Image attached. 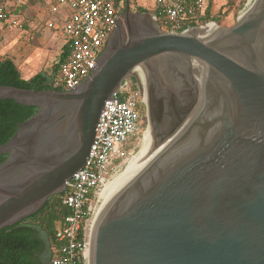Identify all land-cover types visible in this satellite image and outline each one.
<instances>
[{"label":"water","instance_id":"1","mask_svg":"<svg viewBox=\"0 0 264 264\" xmlns=\"http://www.w3.org/2000/svg\"><path fill=\"white\" fill-rule=\"evenodd\" d=\"M193 31L165 32L128 4L80 86L0 85V100L40 108L0 145V230L65 190L141 66L156 124L97 193L87 264H264V0H246L232 27Z\"/></svg>","mask_w":264,"mask_h":264},{"label":"built area","instance_id":"2","mask_svg":"<svg viewBox=\"0 0 264 264\" xmlns=\"http://www.w3.org/2000/svg\"><path fill=\"white\" fill-rule=\"evenodd\" d=\"M28 0H0V40L8 30H22L25 23L16 7ZM53 13H61L59 24L48 23L66 38L67 53L52 84L71 90L80 86L97 67L98 60L122 13V0H43ZM208 0H156L152 15L161 30L190 32L207 26L197 20L205 15ZM196 22V23H195ZM113 93L101 113L86 164L66 181L63 204L68 214L57 229V246L51 264H87L88 216L98 191L118 167L134 156L140 136L149 127L142 118L147 104L146 74L134 69ZM147 124V125H146ZM146 127V128H147Z\"/></svg>","mask_w":264,"mask_h":264},{"label":"trees","instance_id":"3","mask_svg":"<svg viewBox=\"0 0 264 264\" xmlns=\"http://www.w3.org/2000/svg\"><path fill=\"white\" fill-rule=\"evenodd\" d=\"M138 11L152 13L154 10L140 6ZM221 16L222 10L219 15L215 14L209 4L206 14L197 21L205 24L213 20L219 24ZM66 53L67 46H64L60 59L54 66L55 70H58ZM52 81V74L46 71H40L28 79L23 78L14 59L0 55V85L36 90H65L63 86L54 87ZM39 109V106L24 105L13 99L0 100V145L8 142L20 123L30 119ZM7 157V153L0 154V163ZM63 194L52 195L37 212L0 230V264H51L53 249L57 246L58 226L68 214V208L63 204Z\"/></svg>","mask_w":264,"mask_h":264},{"label":"rangeland","instance_id":"4","mask_svg":"<svg viewBox=\"0 0 264 264\" xmlns=\"http://www.w3.org/2000/svg\"><path fill=\"white\" fill-rule=\"evenodd\" d=\"M208 1L212 5L213 13L219 15V11L222 10L223 16L220 17L221 22L218 25L232 27L237 23L240 9L246 0ZM155 4L156 0H130L129 3L133 11H138L140 6L152 9ZM45 8L39 13L38 20L29 21L25 29L16 32L8 30L4 38L0 40V55L13 58L22 77L26 79L43 70L51 74L60 59L63 45L66 43V38L62 34H56V28L48 26L51 20H55L59 24L62 14L51 12L50 3ZM21 19L25 20L26 18L21 17ZM144 122L148 123L147 118ZM146 127L145 130L148 131L149 127ZM145 140L146 135L140 136V144L135 155Z\"/></svg>","mask_w":264,"mask_h":264},{"label":"crops","instance_id":"5","mask_svg":"<svg viewBox=\"0 0 264 264\" xmlns=\"http://www.w3.org/2000/svg\"><path fill=\"white\" fill-rule=\"evenodd\" d=\"M49 2H44L43 0H36L34 2H31L30 0L24 2V3H21L19 4L17 7H16V12L18 14H20V17H23V18H26L25 20H23V22L25 23V28L28 26L27 23L29 21H35V20H38V15L40 12H42L43 10H45L47 4ZM35 11V12H34ZM34 12V13H33ZM52 21V20H51ZM24 28V29H25ZM18 31V30H16ZM15 31V32H16ZM57 33H60L57 31L56 29V34ZM4 38V37H3ZM2 38V39H3ZM66 46V43L63 45V47ZM62 51H63V48H62ZM62 53V52H61ZM44 71V70H43ZM40 72V71H39ZM47 72V71H46ZM57 72V70L54 69L53 72H51L52 76L54 77L55 76V73ZM50 74V73H49ZM35 75V74H34ZM28 79V78H27Z\"/></svg>","mask_w":264,"mask_h":264},{"label":"bare ground","instance_id":"6","mask_svg":"<svg viewBox=\"0 0 264 264\" xmlns=\"http://www.w3.org/2000/svg\"><path fill=\"white\" fill-rule=\"evenodd\" d=\"M209 25H216V26H219L218 24H214V23H210V24H208L207 26H209ZM207 26H204V27L198 28V29L194 30L193 32L195 33V32H197V31H199V30H201V29H203V28H205V27H207ZM220 27H222V26H220ZM155 124H156V122L153 123V124H151V125L149 126V129H148V131L146 132V139H147V137L150 135V133L152 132V130L154 129ZM133 158H134V157H133ZM133 158H132V159H133Z\"/></svg>","mask_w":264,"mask_h":264},{"label":"flooded vegetation","instance_id":"7","mask_svg":"<svg viewBox=\"0 0 264 264\" xmlns=\"http://www.w3.org/2000/svg\"><path fill=\"white\" fill-rule=\"evenodd\" d=\"M122 1H123L122 11H124L126 9V6L129 4V0H122ZM136 78L137 77L135 76V79ZM142 118L143 120L147 118V121H148L147 108H145V110L143 111Z\"/></svg>","mask_w":264,"mask_h":264}]
</instances>
